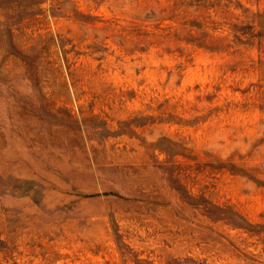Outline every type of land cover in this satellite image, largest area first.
<instances>
[{"label": "rangeland", "instance_id": "1", "mask_svg": "<svg viewBox=\"0 0 264 264\" xmlns=\"http://www.w3.org/2000/svg\"><path fill=\"white\" fill-rule=\"evenodd\" d=\"M0 264H264V0H0Z\"/></svg>", "mask_w": 264, "mask_h": 264}]
</instances>
